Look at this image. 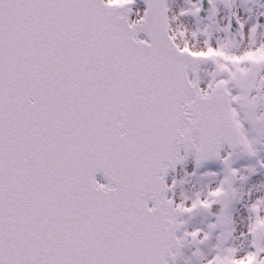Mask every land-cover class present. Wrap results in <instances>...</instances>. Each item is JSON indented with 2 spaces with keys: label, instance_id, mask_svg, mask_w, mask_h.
<instances>
[{
  "label": "snow or ice",
  "instance_id": "6c2138e0",
  "mask_svg": "<svg viewBox=\"0 0 264 264\" xmlns=\"http://www.w3.org/2000/svg\"><path fill=\"white\" fill-rule=\"evenodd\" d=\"M264 0H0V264H264Z\"/></svg>",
  "mask_w": 264,
  "mask_h": 264
},
{
  "label": "flooded vegetation",
  "instance_id": "af4514ba",
  "mask_svg": "<svg viewBox=\"0 0 264 264\" xmlns=\"http://www.w3.org/2000/svg\"><path fill=\"white\" fill-rule=\"evenodd\" d=\"M262 21L264 22V18H262L261 22H262Z\"/></svg>",
  "mask_w": 264,
  "mask_h": 264
}]
</instances>
